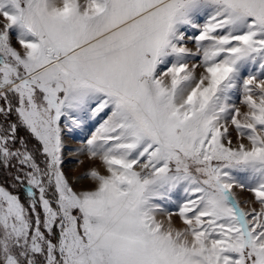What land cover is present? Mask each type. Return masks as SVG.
I'll use <instances>...</instances> for the list:
<instances>
[{
    "label": "snow or ice",
    "instance_id": "obj_1",
    "mask_svg": "<svg viewBox=\"0 0 264 264\" xmlns=\"http://www.w3.org/2000/svg\"><path fill=\"white\" fill-rule=\"evenodd\" d=\"M0 264H264V0H0Z\"/></svg>",
    "mask_w": 264,
    "mask_h": 264
},
{
    "label": "rangeland",
    "instance_id": "obj_2",
    "mask_svg": "<svg viewBox=\"0 0 264 264\" xmlns=\"http://www.w3.org/2000/svg\"><path fill=\"white\" fill-rule=\"evenodd\" d=\"M94 129H95V123L87 126L82 132L77 131L73 136H69L66 138L69 147L66 150V160H65L64 168L70 180H74V177L76 175H78L79 173H82L94 163L92 161H89L85 156H82L75 152V149L81 145L83 140L87 136H89L91 132L94 131ZM21 134L23 135L25 133L21 132ZM80 160H84V164H80L79 163ZM95 163L98 164V162H95ZM85 182H89V181H80V183L76 184L75 186L77 188L90 186V184L84 185L83 183ZM242 195H247V193H242ZM174 219L177 221V223L179 222L178 218L174 217Z\"/></svg>",
    "mask_w": 264,
    "mask_h": 264
},
{
    "label": "trees",
    "instance_id": "obj_3",
    "mask_svg": "<svg viewBox=\"0 0 264 264\" xmlns=\"http://www.w3.org/2000/svg\"><path fill=\"white\" fill-rule=\"evenodd\" d=\"M22 133H23V130H22ZM20 194H21V197H22V199H23V195H24V194H23V190H22V189L20 190Z\"/></svg>",
    "mask_w": 264,
    "mask_h": 264
},
{
    "label": "bare ground",
    "instance_id": "obj_4",
    "mask_svg": "<svg viewBox=\"0 0 264 264\" xmlns=\"http://www.w3.org/2000/svg\"><path fill=\"white\" fill-rule=\"evenodd\" d=\"M72 142V141H71ZM84 185H88V184H90L89 182H85V183H83Z\"/></svg>",
    "mask_w": 264,
    "mask_h": 264
}]
</instances>
